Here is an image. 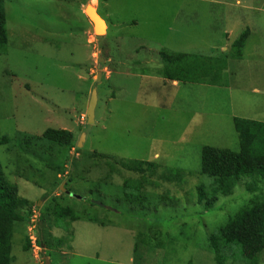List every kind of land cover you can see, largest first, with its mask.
Instances as JSON below:
<instances>
[{
	"label": "rangeland",
	"instance_id": "rangeland-1",
	"mask_svg": "<svg viewBox=\"0 0 264 264\" xmlns=\"http://www.w3.org/2000/svg\"><path fill=\"white\" fill-rule=\"evenodd\" d=\"M93 4L106 36L90 32L84 9ZM5 8L10 41L0 53V137L10 142L0 145V161L34 205L15 227L11 264L50 260L45 246L26 250L23 238L31 236V222L43 234L42 209L52 193L88 208L100 200L99 217L111 220L107 227L69 220L53 226L62 240L50 250L53 264H217L209 238L251 201L264 200V184L252 192L254 179L239 181L232 196L205 210L198 188L212 180L201 173V153L239 152L236 117L264 123V0H6ZM248 26L255 33L243 59L228 60L229 88L161 78L162 51L231 57L230 44ZM57 130L71 131L78 151H50L40 138ZM122 161L157 164L154 177L146 175L155 186L143 189L150 209L117 204L125 181L141 178L121 169ZM172 171L182 179L162 182ZM167 193L175 203H160ZM225 264L246 261L235 247Z\"/></svg>",
	"mask_w": 264,
	"mask_h": 264
},
{
	"label": "trees",
	"instance_id": "trees-1",
	"mask_svg": "<svg viewBox=\"0 0 264 264\" xmlns=\"http://www.w3.org/2000/svg\"><path fill=\"white\" fill-rule=\"evenodd\" d=\"M5 2L6 0H0L1 54L4 53L10 41ZM249 36L250 30H245L233 44H230L233 51L231 57L226 56L225 53H222L219 57H210V55L172 54L162 51L160 56L165 62V66L161 70L160 76L167 81L228 88L229 82L226 76L228 60L232 58L235 61H241L243 59V50L248 43ZM233 123L239 139V152L212 147L202 149L201 173L212 180L210 188L204 186L198 188V202L204 206L205 210L212 209L221 197L232 196L239 181L254 179L253 185L255 187H250L252 192L256 190V187L264 184V123L237 117L233 119ZM40 140H47L50 143V151L55 150L54 147L64 149L67 153L74 149L78 151L77 140L71 131H49ZM9 142L8 137H0V145H7ZM26 145L30 146L32 142L27 141ZM102 156L108 160L111 158ZM20 161L22 162V159ZM118 165L121 169L130 173L139 174L141 178L126 180L120 189L119 199L121 202L117 200L118 203H116L118 205L123 203L126 210L132 212L138 209H150L148 208L150 207L149 195L145 194L143 189L147 184L155 186V183L147 180L146 175L149 172L150 177H154L157 164L145 161H122ZM181 176L180 171H172L169 174L164 172L160 179L164 183H170L177 178L181 180ZM108 185L110 183L106 182L104 186ZM98 188L100 187L95 186V189ZM62 194L60 193V197L54 196V193L50 197L47 196L41 218L44 227H46L41 237L38 235V226L35 230L36 235L39 237L38 244L45 246L48 250L47 256L50 258L51 264H53L51 254L54 253L50 250L54 248L55 244L60 247L62 243V240L53 236L52 230L54 227L56 229L63 227L61 221L69 220L73 223L86 221L101 227H107L111 223V220L107 218L108 215L106 218L105 216L100 218L97 213L96 207L100 205L104 208L103 201V205L100 200L97 202L90 201L89 208L80 201L70 205L68 202L71 198L62 197L65 196ZM69 194H71L70 191ZM169 195L167 193L163 196V199L161 197L160 203H175V199H170ZM75 205H78V207ZM33 207L31 201L20 196L18 186L7 179L0 161V264L12 263L11 254L15 227L22 224L25 217H29L28 215L30 212L32 213L31 209ZM23 240L25 243L24 248L30 250L32 242L29 237H25ZM209 247L215 255L217 264H225L228 252L235 247L240 249L246 264H260L261 256L264 254V200L256 198L249 205L241 208L236 215L231 216L227 223L218 230L217 234L209 238Z\"/></svg>",
	"mask_w": 264,
	"mask_h": 264
},
{
	"label": "water",
	"instance_id": "water-1",
	"mask_svg": "<svg viewBox=\"0 0 264 264\" xmlns=\"http://www.w3.org/2000/svg\"><path fill=\"white\" fill-rule=\"evenodd\" d=\"M84 12H85V14H86V10L84 9ZM98 14V13H97ZM87 15V14H86ZM99 16V15H98ZM88 17V19L91 21V23L93 24V29L91 30V34H93V35H96V32H95V23H94V21L91 19V17L90 16H87ZM100 17V16H99ZM101 18V17H100ZM100 37V36H99ZM94 95H96V97H97V93H96V91H94L93 92V94H92V98H91V101H90V103H89V106H88V109H87V118H88V125H90V117H89V113H91L92 114V120L93 119H95V111H96V107H97V105L95 104V101H94ZM94 101V102H93ZM97 101H98V98H97ZM92 102L95 104V108L93 107V105H92ZM94 108V109H93ZM90 126H92V125H90ZM84 140H85V138H84ZM83 141V138L80 140V143ZM80 143H79V146H80ZM83 146V145H82ZM67 194H69V192L67 193ZM71 197H74V198H78V199H81L80 197H77V196H75V195H72V194H69ZM44 263L45 264H51V261L48 259V258H44Z\"/></svg>",
	"mask_w": 264,
	"mask_h": 264
},
{
	"label": "bare ground",
	"instance_id": "bare-ground-1",
	"mask_svg": "<svg viewBox=\"0 0 264 264\" xmlns=\"http://www.w3.org/2000/svg\"><path fill=\"white\" fill-rule=\"evenodd\" d=\"M87 16H90L91 19L94 21V23H95V28L94 29H95V32L97 33V35L104 34V31H105L104 23L101 21V18L95 13V10H94L93 7L90 8L89 13H88ZM94 101H95V104H96L95 97H94ZM93 102H92V105L95 108V104ZM89 117H90V123H93L94 119L92 120L93 116H92L91 113H89Z\"/></svg>",
	"mask_w": 264,
	"mask_h": 264
},
{
	"label": "crops",
	"instance_id": "crops-1",
	"mask_svg": "<svg viewBox=\"0 0 264 264\" xmlns=\"http://www.w3.org/2000/svg\"><path fill=\"white\" fill-rule=\"evenodd\" d=\"M94 8V10H95V13H96V11H98V10H96V8H95V5L93 4L92 6H88L87 8H86V14L88 15V13H89V10H90V8ZM97 14V13H96ZM101 21H102V19H101ZM103 22V21H102ZM105 22V21H104ZM103 22V23H104ZM88 23H89V26H91V28L93 29V24L91 23V21L88 19ZM106 24V25H105ZM104 26H105V31H104V34H102V35H100V36H104L105 35V33L107 34L108 33V26H107V23L105 22L104 23ZM106 28H107V31H106ZM91 29V30H92ZM91 30H90V32H91ZM245 30H250V36H249V39H248V42H249V40H250V38L253 36V34L255 33V30L254 29H252V28H250L249 26L248 27H246V29ZM96 35H97V33H96ZM106 36V35H105ZM248 44V43H247ZM227 73H228V70H227ZM186 85V84H185ZM188 85H191V84H188ZM192 86H199V85H192ZM199 87H208V88H214V89H217L218 87L216 86V87H214V86H199ZM229 88V87H228Z\"/></svg>",
	"mask_w": 264,
	"mask_h": 264
},
{
	"label": "clouds",
	"instance_id": "clouds-1",
	"mask_svg": "<svg viewBox=\"0 0 264 264\" xmlns=\"http://www.w3.org/2000/svg\"><path fill=\"white\" fill-rule=\"evenodd\" d=\"M98 15L101 17V15L99 14V12H98ZM101 19L103 20V21H105L102 17H101ZM106 35V34H105ZM98 104V103H97ZM97 108V107H96ZM96 112V111H95ZM96 122V121H95ZM95 124V123H94ZM31 225H32V222H31ZM30 225V226H31ZM36 227H35V229H34V235H35V237H36V243L33 245V243H32V248L33 249H40L41 250V248H42V246H40L39 244H38V239H39V237L36 235ZM31 234V233H30ZM29 239H30V237H29ZM31 240V239H30ZM32 242V241H31Z\"/></svg>",
	"mask_w": 264,
	"mask_h": 264
},
{
	"label": "built area",
	"instance_id": "built-area-1",
	"mask_svg": "<svg viewBox=\"0 0 264 264\" xmlns=\"http://www.w3.org/2000/svg\"><path fill=\"white\" fill-rule=\"evenodd\" d=\"M31 226H32V230L31 229L29 230L30 233H31L30 239H31V241H32V243L34 245L36 243V237L34 235V229H35L36 225H35V223L32 222V225Z\"/></svg>",
	"mask_w": 264,
	"mask_h": 264
}]
</instances>
